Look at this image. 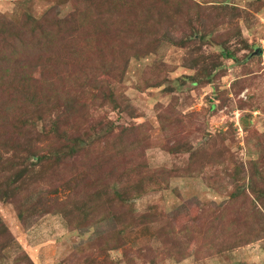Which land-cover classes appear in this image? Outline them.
<instances>
[{
	"label": "rangeland",
	"instance_id": "1",
	"mask_svg": "<svg viewBox=\"0 0 264 264\" xmlns=\"http://www.w3.org/2000/svg\"><path fill=\"white\" fill-rule=\"evenodd\" d=\"M75 1L0 0V21L17 25L49 10L62 19L77 10ZM138 2L148 8L76 17L78 32L50 57L38 56L36 78L44 74L56 87L52 97L73 103L35 125L30 102L15 93L14 67L33 57L22 50L13 63L3 61L16 41L0 27V181L21 177L15 196L0 199L8 230L0 264H264V222L233 201L229 176L243 164L248 181L257 159L249 150L264 145V0ZM148 10L161 14L154 33L137 25ZM110 90L124 111L92 100ZM108 122L114 128L101 135ZM53 123L60 131L50 130ZM99 125L95 140L71 154L73 139L86 141ZM153 176L160 185L150 182L137 198L136 183ZM107 185L130 192L137 212L154 221L119 236L136 222L104 206L98 219L79 222L78 210Z\"/></svg>",
	"mask_w": 264,
	"mask_h": 264
},
{
	"label": "trees",
	"instance_id": "2",
	"mask_svg": "<svg viewBox=\"0 0 264 264\" xmlns=\"http://www.w3.org/2000/svg\"><path fill=\"white\" fill-rule=\"evenodd\" d=\"M138 1L139 0H82V2L79 3L80 1L77 0L75 1V8L77 7V10L62 19L60 17L52 19V10H49L47 16L44 15L40 19L34 18L31 15L27 14L24 16V19L21 20V22L17 25L11 21L4 20L5 24L0 21V27H2V30L6 32V36L10 38L9 40L16 41L8 42V46H10L11 50L7 53L6 56H4V58H2V60H8L9 62L11 61V63H13L15 60H18L20 58V55L22 54H20L19 52L22 50L29 51L27 56L33 57L26 60V65L22 66V68L18 65L19 61L16 62L17 65H14V67L17 69L15 71V75L17 77L18 84L15 93L24 94L25 102H30L29 107L33 109L34 112L32 119L34 121H31L32 125L40 122L45 123V120L50 116L52 111H57L61 108H64V105L66 107H71L73 103L72 99H66L62 101V99L60 98H53L51 92H54L56 87L54 90H52L50 88V83L42 80V78H45L44 74L42 78H36V76L40 72H42V66L38 65V60H40L38 59V56L41 55V57L44 58L45 55H48V57H50L49 53L54 52L56 48H58L57 45L59 40H63V37L66 34H75V32H78V29L75 30V28H71L76 17L80 19H88L94 14L93 10H95L96 12L101 11L103 13L104 10H108L112 16V14L116 12L130 14V12L137 13L141 9L145 10L148 8L149 3L140 4ZM148 13L150 14L145 15L147 17L145 22L143 24L137 25L138 28L142 26L141 30L143 31L148 30L153 32L161 23V14L153 13V11L151 10H148ZM138 15L141 16V14ZM153 21H155L156 23L154 24ZM82 25L83 22L78 23V26L82 27ZM129 27H134V24ZM70 28L71 30L67 31ZM41 53H43V56ZM225 56L228 58H232L233 55L229 52H226ZM219 66L220 65H214V68H219ZM202 74L208 79V83L213 82V74L211 73V71L207 72L206 69H203ZM38 81L39 86H36V82ZM194 82L198 83L200 82V80L198 78H195ZM26 87H28L29 89L24 91ZM59 91L60 90L58 89L57 92ZM92 100L102 101L110 105L115 111H124L123 104L118 100L115 92L112 90L105 91L99 96H94ZM124 108L127 110H131L132 106L131 104H125ZM58 119L59 117L57 118V120ZM31 122L28 123L30 124ZM57 124L58 123H53V128L50 127V130L52 129L54 132L60 131ZM114 125L115 124L113 122L106 123V125H104L100 129L101 135H103V133L107 134L111 132V130L114 128ZM100 126L102 125L92 128L89 133L85 134L86 141L83 139V137L74 138L71 144V148L73 150L71 154L77 153L79 148H84L85 145L90 144L92 141H94L95 137L97 136L96 134L94 137L95 130L100 128ZM127 131L128 129H125L122 132L121 137L126 136ZM132 133H134V131H131V134ZM100 139L101 138H99L98 140ZM172 149L175 151V147ZM249 151H253L255 154H257V159L251 160V163L253 164V174L250 176L249 180L246 181L247 177L245 174V166L243 164H238L236 171H233L231 174H229L236 185L235 191L231 194L230 197L233 199V201H243V208L247 209L251 219L258 220L259 218V223H261V220H263L264 222V186L261 187L260 185V183L264 184V145H257L255 151L254 149H250ZM54 159L60 162V158L55 157ZM39 160H42V158L40 157ZM24 172L26 173V171ZM19 178L21 177L17 175V178H15V182L0 181V199L9 200L13 196H15V183ZM150 182L152 185H160V180L156 176L150 177L148 180L138 181L135 185V188L137 190V198L142 195L146 185L150 184ZM105 187L106 189L103 191V193L98 194L96 200L90 203L89 207L85 206L83 210H78L80 212V219L78 220L79 222H82V219L87 220L91 216L98 219L101 214L103 215L104 206L118 207L119 209H123L125 211V216L120 211H118L114 215L120 217L119 219L123 220V222H136L124 225L119 231V236H123L126 233H131L139 230L142 222L154 221V219L151 218L152 216L147 214H139L137 212L136 208L133 207V201H131L133 199V196L130 194V192H121L119 190H115L110 185H107ZM242 188H248V191L247 189L242 190ZM133 229L134 231H132ZM7 232L8 230H6L0 222V235L2 237H6ZM261 237L262 236H260V238ZM2 250L3 248H0V251Z\"/></svg>",
	"mask_w": 264,
	"mask_h": 264
}]
</instances>
